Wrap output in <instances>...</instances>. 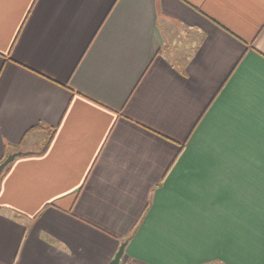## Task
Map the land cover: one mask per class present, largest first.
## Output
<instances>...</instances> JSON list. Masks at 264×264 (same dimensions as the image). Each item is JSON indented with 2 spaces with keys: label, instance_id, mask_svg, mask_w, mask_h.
Segmentation results:
<instances>
[{
  "label": "crops",
  "instance_id": "obj_1",
  "mask_svg": "<svg viewBox=\"0 0 264 264\" xmlns=\"http://www.w3.org/2000/svg\"><path fill=\"white\" fill-rule=\"evenodd\" d=\"M0 264H264V0H0Z\"/></svg>",
  "mask_w": 264,
  "mask_h": 264
},
{
  "label": "water",
  "instance_id": "obj_2",
  "mask_svg": "<svg viewBox=\"0 0 264 264\" xmlns=\"http://www.w3.org/2000/svg\"><path fill=\"white\" fill-rule=\"evenodd\" d=\"M22 156V153L21 152H18V153H14V154H11L9 155L1 164H0V181L6 171V169L9 167V165L14 162V160L18 157ZM125 247H126V243H124L120 250L118 251L115 259L112 261L111 264H121V260H122V257L124 255V251H125Z\"/></svg>",
  "mask_w": 264,
  "mask_h": 264
},
{
  "label": "trees",
  "instance_id": "obj_3",
  "mask_svg": "<svg viewBox=\"0 0 264 264\" xmlns=\"http://www.w3.org/2000/svg\"><path fill=\"white\" fill-rule=\"evenodd\" d=\"M1 164V163H0Z\"/></svg>",
  "mask_w": 264,
  "mask_h": 264
}]
</instances>
